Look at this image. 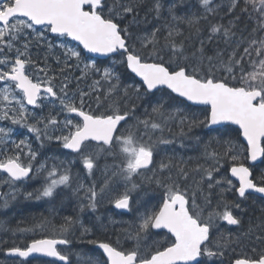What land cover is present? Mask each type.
<instances>
[{
	"label": "snow or ice",
	"instance_id": "6c2138e0",
	"mask_svg": "<svg viewBox=\"0 0 264 264\" xmlns=\"http://www.w3.org/2000/svg\"><path fill=\"white\" fill-rule=\"evenodd\" d=\"M196 3L198 11L177 15L178 4L165 8L163 0H0V121L26 128L40 148L58 142L75 154L88 178L101 157L118 161L105 164L103 183L87 184L79 173L73 176L72 161H38L40 151L27 136L10 140L13 129L0 127V174H6L0 184L11 188L0 207L7 209L18 195L53 202L70 189L80 214L95 213L102 201L122 215L136 213L134 221L122 222L128 227L115 242L96 238L79 215L63 217L58 227L45 219L35 227L51 225L50 235L6 250L17 264L34 254L72 264V254L58 246L71 245L68 236L77 226L82 242L91 237L86 242L102 250L99 257L75 253L78 264H223L226 254L231 264H264V248L257 253L252 246L254 255L246 251V241L264 245V222L239 230L244 202L254 194L264 198V170L254 176L257 162L264 163V0ZM149 16L164 19L163 25L148 31L143 25ZM34 45L46 50L43 66L32 58ZM89 54L110 63L101 66ZM118 68L134 74L131 83H124L126 74ZM192 105L204 106L203 119L190 111ZM228 125L237 126L235 139L191 137L202 146L197 159L204 163L191 167L192 157L165 153L156 166L160 146L174 145L175 136ZM180 147H186L183 141ZM32 180L42 184L33 191L17 187ZM144 183L163 190L155 204L144 198L147 193L139 195ZM96 221L106 228L101 217ZM161 231L164 238L153 239Z\"/></svg>",
	"mask_w": 264,
	"mask_h": 264
},
{
	"label": "trees",
	"instance_id": "16d2710c",
	"mask_svg": "<svg viewBox=\"0 0 264 264\" xmlns=\"http://www.w3.org/2000/svg\"><path fill=\"white\" fill-rule=\"evenodd\" d=\"M109 4H111L112 0H107ZM165 4V8H167V5L172 2H176L178 4V8L176 9L177 15H185L188 13H191L193 11H198V5L196 3V0H185V4L180 6L179 0H163ZM144 9H141L140 16H144ZM164 16L167 17V12L165 11ZM149 23L146 25H143L144 28H146L148 31H151L153 26L156 25H163L164 19H161L160 21H156L152 16H149ZM226 22V21H225ZM244 25L241 24V27ZM183 28L184 26L181 25ZM252 24H248L249 30L251 29ZM188 34V30L185 28V35ZM247 35V32L245 33ZM209 47V52L211 53V48ZM220 47H224V45H220ZM98 64L101 66H107L110 63V60L108 58L106 59H95ZM118 71L124 72L125 78L124 83H131L132 80L129 77H133L131 73H127L126 69H120L118 68ZM136 79V78H135ZM91 81L85 82L82 86L85 87V90H87L86 85L87 83H90ZM167 91V90H165ZM160 93H157V96H159ZM183 104H186L183 102ZM189 105V104H188ZM183 106V105H180ZM204 107H194L191 106L190 111L195 112L197 115H200V118L203 119V116L201 115ZM217 131H209L207 128L200 127V128H194L192 132L187 137H180L175 136V144L174 145H167V146H160V149L158 150V154L156 155V166H158L159 161L161 158L167 153V155H176L177 157H183L185 160H188L189 157H192L191 160L188 161L189 166L194 167L197 163H204V160L197 159L198 157H202V146H198L191 137L200 136L202 137V140L204 142H207L210 137H216V136H223V137H231L235 139L238 134V129L228 125L227 130L224 127H218L216 128ZM18 134L16 135V139L20 140L23 139L27 134L24 132V128H17ZM174 133H178V128H173ZM31 135V134H30ZM165 135L172 139L173 136L169 134L167 131L165 132ZM29 139L32 141L33 147L36 149H39L40 156L38 157V161H43L46 157H59V156H65L68 153L63 150L58 142H45V146L43 148H40L39 143L35 140V138L31 135ZM181 141H183L184 145L186 147L181 148L180 144ZM212 147H217L216 144L213 142ZM48 152H52L49 154ZM58 152V153H56ZM57 160V159H56ZM52 159L48 160V164L52 163ZM62 161H71L70 158L64 159ZM55 163L59 164L60 161H54ZM101 162L103 163H109L113 164L118 161H114L111 157L105 158L101 157L98 161V164ZM71 171L73 176L75 177L77 173H79L81 179H86L84 170L82 169V166L78 169L77 164L75 162L71 163ZM227 165L225 166V168ZM264 170V163H261L260 166L257 167V169H254V176H259L261 171ZM221 174H225V170L222 169ZM136 183H141L139 177H136ZM42 184V180H35L32 184L24 183L18 185V188H21V190L26 191H33L34 189L40 187ZM148 189L151 193H153L154 196L162 197L163 190L156 187L155 184H143V188ZM1 189H5V194L11 192V188L9 186L3 187L0 186ZM142 192V191H141ZM227 198L229 200L234 199V196L232 193H227ZM5 198V197H4ZM4 198L0 201L4 200ZM133 198L135 199L136 196L133 194ZM216 199H218V196L214 194L213 196V203H215ZM77 201L76 197L71 194L70 189H64L63 192L56 197V199L53 202H47V200H41V201H35V200H25L22 195H18L15 200L9 201V207L7 209H4L0 207V264H17V259L8 258L5 256V250L8 248L14 247V246H20L24 247L31 239L33 238H41L44 235H50L51 234V225L46 226L43 230L40 228H36L35 226L39 224L41 221L47 219L48 221H51L52 224L56 225L57 227L63 223V217L65 216H80V219L84 223L86 227L93 228L95 232L96 238H99L101 240L106 239L108 236L111 237L112 241L115 242L117 235L121 233V229L127 228V223L122 222H128V221H134L136 218V213H127V214H116L113 215L118 219L116 221V218L113 217H107L104 216L105 209L107 206H104L101 203L99 204L97 210L95 213H92L91 211H86L82 214L79 213L78 205L75 204ZM198 202L202 203V200L198 196ZM244 208L245 212L243 213V224L240 231H245L249 227V225H257L261 222H264V199L261 197L252 196L250 199L244 202ZM104 213V214H103ZM108 214V213H107ZM238 215L240 213H237ZM99 216L103 219L104 225H106V228L101 227L100 223L96 221V217ZM109 218H111L112 221H115V223H111L109 221ZM35 228L34 232H21L18 231V229H33ZM231 231L236 232L237 229L233 226L231 227ZM80 229L79 226L76 227L74 234L70 233L68 238L72 241L71 245L67 247H60V249H63L67 251L71 255L72 264H78L77 262V256L75 253H79L84 257L93 256V257H99L101 255L100 251L97 250L93 245H90L86 242L88 238H85V241L82 242L80 239ZM164 236H155L153 239H159L162 240ZM255 240V236H253V241ZM246 243L249 244V247L246 249L249 255H254L251 252V247L255 246L257 248V253L261 250V248H264V245L255 243L254 245L252 243H249L246 241ZM127 247L132 246V242H128L126 244ZM231 254H226L223 258V264H231L232 260ZM27 264H59L57 262L47 260L44 258H31L28 260ZM210 264H219V261H212Z\"/></svg>",
	"mask_w": 264,
	"mask_h": 264
},
{
	"label": "rangeland",
	"instance_id": "374dc122",
	"mask_svg": "<svg viewBox=\"0 0 264 264\" xmlns=\"http://www.w3.org/2000/svg\"><path fill=\"white\" fill-rule=\"evenodd\" d=\"M48 39L53 43V44H58V43H60V40L58 39V38H56L55 36H51L50 34H48ZM68 42V41H67ZM69 43V42H68ZM69 45L70 46H74L73 44H71V43H69ZM45 49H42V48H37L35 45L33 46V48H32V58L34 59V60H38V62L40 63V66H43V57H44V55H45ZM57 51V53H59V51L60 50H56ZM49 63L53 66V68H55L56 67V65H55V61L53 60V59H49ZM52 73H50V75H51ZM77 75L79 74L78 72L76 73ZM56 85H57V88L59 87V85H60V81L59 80H57L56 81ZM0 86H2V85H0ZM17 127H18V125H17ZM57 134H59V133H57ZM32 135V134H31ZM18 141V140H17ZM54 163V162H53ZM52 164V163H51ZM51 164H50V166H51ZM101 171H100V175H101V177L103 178V172H104V168L102 169H100ZM95 174H96V172H95ZM150 174V173H149ZM140 178V180L142 181V178L141 177H139ZM101 183H103V182H101ZM99 184V183H98ZM6 187L8 186V185H5ZM17 187H18V185H17ZM121 190H122V186H121ZM144 193H147V196H145L144 198L146 199V200H149L152 204H155L161 197H157V196H154L153 195V193H151V192H149V191H143V192H140L139 193V195H141V196H143L144 195ZM137 194H135V196H136ZM75 204H77L78 205V202H76ZM104 205V206H107L106 207V209H105V211L106 212H108L109 211V209L110 208H112V205H110L107 201H102L101 202V205ZM132 213H135V212H131V214Z\"/></svg>",
	"mask_w": 264,
	"mask_h": 264
},
{
	"label": "flooded vegetation",
	"instance_id": "af4514ba",
	"mask_svg": "<svg viewBox=\"0 0 264 264\" xmlns=\"http://www.w3.org/2000/svg\"><path fill=\"white\" fill-rule=\"evenodd\" d=\"M45 114H46V111H45ZM4 126L10 127V128L13 129V133H12V136L10 137V140H16L17 141V139H16V135L18 134V132H17V125H11L10 122H6V121H0V127H4ZM24 132H25V134H27V137L28 138L31 137L30 133L27 132V129L26 128H24ZM8 147L9 148L12 147L11 143H9ZM5 176H6V174H0V179L4 178ZM92 179H95L97 181V179L95 178V176L92 177ZM34 181L35 180H32V181H28L26 183L32 184ZM99 182L100 183L103 182V178L102 177L99 179ZM0 185H6V184H0Z\"/></svg>",
	"mask_w": 264,
	"mask_h": 264
},
{
	"label": "water",
	"instance_id": "95a60500",
	"mask_svg": "<svg viewBox=\"0 0 264 264\" xmlns=\"http://www.w3.org/2000/svg\"><path fill=\"white\" fill-rule=\"evenodd\" d=\"M76 43V42H75ZM92 56H95V57H97V58H105V57H100V56H98V55H95V54H91ZM134 75V74H133ZM137 79H139V78H137ZM182 99V98H181ZM188 103H190L191 104V102H188ZM195 106H202V105H195ZM31 107V106H30ZM233 126H235V125H233ZM213 128L214 127H219V126H212ZM235 127H237V126H235ZM242 139V138H241ZM258 163V162H257ZM234 179V178H233ZM257 195H259V194H257ZM0 196H1V191H0ZM120 211H122V210H120ZM101 252H102V250H100ZM33 256H39L38 254H34ZM39 257H43V256H39ZM43 258H47V259H51V260H54V261H57V262H59V263H62L63 264V262H61V261H58V260H56L55 258H50V257H43Z\"/></svg>",
	"mask_w": 264,
	"mask_h": 264
}]
</instances>
